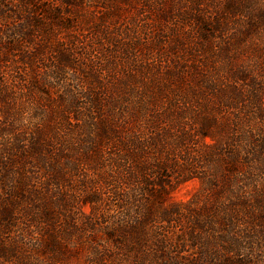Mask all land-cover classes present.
<instances>
[{
  "label": "trees",
  "instance_id": "1",
  "mask_svg": "<svg viewBox=\"0 0 264 264\" xmlns=\"http://www.w3.org/2000/svg\"><path fill=\"white\" fill-rule=\"evenodd\" d=\"M201 1L0 0V260L63 254L69 240L84 242L78 219H93L82 207H101L111 195L126 225L109 229L101 248L89 244L101 264L188 251L195 259L183 264L263 263L264 130L242 126L252 116L264 124V98L237 92L254 110L230 120L214 96L216 73L227 67L217 72L215 60L236 46L224 42L225 52L212 56V37L234 25L244 0H222L214 19ZM125 5L135 10L131 25L118 22ZM143 8L177 28L175 52L204 62L164 69L142 61L143 51L169 41L161 29L157 44L141 36ZM187 22L198 31L193 47L182 37ZM263 27L252 21L254 31ZM217 130L232 146L225 154L216 152ZM195 179L201 188L191 200L175 201ZM156 223L167 229L158 234Z\"/></svg>",
  "mask_w": 264,
  "mask_h": 264
},
{
  "label": "rangeland",
  "instance_id": "2",
  "mask_svg": "<svg viewBox=\"0 0 264 264\" xmlns=\"http://www.w3.org/2000/svg\"><path fill=\"white\" fill-rule=\"evenodd\" d=\"M144 1V0H141ZM169 1L172 0H164V2L169 4ZM189 1V2H188ZM195 0H187V4H184V7L192 8L193 3ZM244 7L240 9L241 15H237V17L233 18L231 21L234 22V25L230 27V29L227 32L224 33H215L212 37V44L215 48V52L212 56H215L218 54H221L225 52L223 49V43H232V45H235L236 47H232L230 50V53L225 55L224 58L216 59L214 64V69L218 72L219 67L221 65L227 66L224 71H220L219 73H216V79L220 80L219 87L217 88V92L214 94V96L217 97V99L220 101V96L223 98V102L228 104L224 106V108H221L222 111V117L224 119H235V116L239 113V115H244V112L246 113H252L254 110V107L249 103V100H239L236 101V94L237 92L242 91H251L252 89L255 90V95L258 97L264 98V29L256 32L251 28L252 21H257L258 23H264V0H244L243 3H241ZM200 9L210 18L214 19L217 16L218 11L224 6L222 0H203L201 3H199ZM100 12V11H98ZM134 9H130L128 7L123 6L121 8L120 12V20H118L119 24L124 25L126 24H132L134 20ZM144 18L148 20V24H145L144 22L137 23V28H140V25L143 31H146V33H142L141 36L144 38L146 37L149 39V42L151 44H157L156 38H157V30L161 29L165 31V33L169 32L168 38L169 41L165 44L164 50L160 51L157 49H153L151 51L146 52L143 51L141 55H139L140 59L147 64H166L164 66V69L167 68V66H174L170 64H178L180 66H183L182 68L186 67H193L194 63H200L204 62V59L202 57H199L197 54H194V58L186 57L182 55L180 52H175L176 50H173L174 45L173 42L176 40L172 36V32L175 28L172 25H160L158 21V16L155 12V10L144 9ZM254 18H256L254 20ZM141 21V18H138ZM192 23H185L183 25L186 30H183L182 37L188 39L187 45L189 47H193V43H197L198 31L196 27ZM179 29L182 30V25L180 24ZM264 28V27H263ZM178 29V30H179ZM172 31V32H170ZM89 35V33H87ZM169 42V43H168ZM172 43V44H171ZM166 48V49H165ZM173 50V51H172ZM172 51V52H171ZM232 51V52H231ZM171 52V56L169 53ZM173 53V55H172ZM178 55V56H177ZM176 67V66H174ZM216 67V68H215ZM215 71V72H216ZM234 73H238L240 78H236ZM226 78V79H225ZM244 78V79H243ZM246 78V79H245ZM243 79V81L241 80ZM187 91L186 93H190V86L189 84L185 83ZM200 83V81H198ZM214 96L210 98V102L212 104V110L217 109L219 106H217ZM228 100L229 103L227 102ZM241 102V103H240ZM245 102V103H244ZM219 103V102H218ZM230 103H237V105H234L233 107L229 105ZM240 103V104H239ZM216 105V106H215ZM210 107V106H208ZM248 121V117H247ZM249 125V126H248ZM251 126L253 127V130L256 133H258L259 130H264V124L256 121V119L252 116L251 122L248 124H245L242 126L245 130L244 131H251L248 128ZM257 127V128H255ZM226 134L222 133L221 130H217L215 133V141H219L221 139V148L217 150L219 154L227 153L228 150L232 149L231 145H228V141L225 138ZM208 143L213 142L210 139H207ZM199 173H203L202 170L199 171ZM201 188L200 182L195 179L177 189L173 194V199L175 201L179 202H187L190 201L192 196L195 192H197ZM201 204V203H200ZM113 200L111 195L109 197H106V202L104 201L103 205L100 207L98 205H90L86 204L82 207L81 211L84 215L90 214V217L93 219L88 226L85 225V219L83 217H79V235L82 236L83 241L81 242L78 239L68 241V243L65 244V247L68 248L67 251L63 252V254L59 251L48 257L42 256V255H34L33 258H26V257H19L17 259L15 258H4V260H0V264H101V262L97 261L94 257V254L89 250V244L92 243V248L99 247L101 248L102 245H104L106 242H108L107 233L109 229L117 226V225H124L125 222L121 220V218H115V214L113 215L114 207ZM104 211H108L110 217L103 218ZM113 215V216H111ZM165 223H156L152 226L151 229L157 231L158 234H161L164 232V230L167 229V225H163ZM126 225V224H125ZM57 228L59 231H65L67 228V222H60L56 223ZM90 227V228H89ZM239 229H245L243 226H239V228H236V230ZM61 235L64 238H67L64 233L61 232ZM38 252V251H36ZM190 253V251H188ZM188 252L182 253V254H175L171 253L170 257L166 259H162L160 257H149L145 258L143 260L140 259V261L135 262L134 264H140L141 261L144 264H175V263H187V261L195 259V257L191 256V254H188ZM66 253V254H64ZM129 259V258H128ZM128 261V260H126ZM261 261L264 264V259H261ZM109 261H107L106 264H108Z\"/></svg>",
  "mask_w": 264,
  "mask_h": 264
}]
</instances>
